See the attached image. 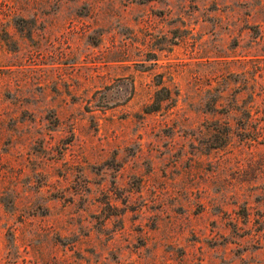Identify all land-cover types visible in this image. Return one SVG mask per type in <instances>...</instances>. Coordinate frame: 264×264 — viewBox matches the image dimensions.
Segmentation results:
<instances>
[{"label":"rangeland","instance_id":"374dc122","mask_svg":"<svg viewBox=\"0 0 264 264\" xmlns=\"http://www.w3.org/2000/svg\"><path fill=\"white\" fill-rule=\"evenodd\" d=\"M0 264H264V0H0Z\"/></svg>","mask_w":264,"mask_h":264}]
</instances>
